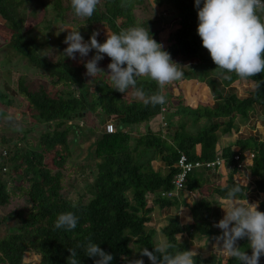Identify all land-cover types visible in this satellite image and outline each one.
Wrapping results in <instances>:
<instances>
[{
	"label": "trees",
	"instance_id": "obj_1",
	"mask_svg": "<svg viewBox=\"0 0 264 264\" xmlns=\"http://www.w3.org/2000/svg\"><path fill=\"white\" fill-rule=\"evenodd\" d=\"M30 1L0 0V33L5 35L15 57L26 59L36 76L51 79L48 87L35 86L26 82L25 75L18 79L17 92L12 90L10 81L0 90V103L14 104L23 117H31L40 130L45 128L33 145L28 137L35 128L19 130L14 118L6 113L0 117L1 123H18L16 128L9 126L10 131L23 132V138L18 140L11 132L0 135V227L10 222L16 225L0 236V264H23L26 254L39 255V264H67L68 249L77 250L80 264H95L98 258L85 256L83 247H77L85 245L89 237L113 256L112 264H128L133 259L151 264L139 251L144 248L153 251L157 244L156 229L147 226L153 222L152 213L156 206L159 210L179 208L186 202L184 191L178 196L162 195L174 187L173 181L179 172L176 165L182 153L192 161L202 162L215 161L221 155L234 173L248 158L244 153L251 151L254 154L249 168L252 183L244 178L237 180L231 174L225 186L214 184L204 189L215 179L206 167L194 169L188 175L186 188L198 190L200 196L191 205L184 203L190 207L194 223L181 224L171 218L160 230L175 245L169 250L172 253L191 250L195 238L215 237L222 232L212 226L219 222L218 211L228 188L240 184L239 200L253 191L264 193V142L248 136L220 146L223 136L238 130V117L242 122H249L256 115V107H264V84L256 90V81H264V72L241 79L234 72L216 68L197 34L195 0H155L160 5L173 7L177 13L178 20L165 38L162 33L167 28L163 16L156 12L150 0H99L90 18L75 15L71 0H51L48 6L51 16L60 18L61 28L79 30L85 40L98 26L109 33L134 26L148 27L153 39L170 53L174 62L183 67L184 61H191V68L203 70L205 82L216 86L215 102H199L196 107L184 105L183 96H174L167 85L160 89L148 77L138 78L137 87H143L147 95L159 92L166 96V103L153 107L130 101L126 94H134L135 89L129 87L125 93L114 89L107 75V65L111 62L107 55L102 64L98 63L105 73H98L92 80L84 74V64H77L62 54V58L53 61L49 50H44L48 41L39 44L30 25L31 18L28 20V16L36 14L27 7ZM261 16L264 19V14ZM182 69L187 77L181 80L194 78ZM237 81L252 85L247 96L241 97L236 91L224 93ZM73 85H77L78 94ZM162 107L168 109L165 113L167 136L160 126ZM92 114L95 118L90 120ZM222 118L228 121H220ZM109 121L116 124L115 133L106 131ZM86 141L89 143L84 146ZM196 145L201 146L200 155L193 152ZM73 154L78 158L84 155L85 163L79 169L86 174L79 179L75 177L79 170L77 164L68 162ZM239 154L240 160H236ZM153 159L160 161L165 171L156 170ZM79 182L83 183L84 192L74 201L71 194ZM9 185L22 194L16 204ZM12 205L15 207L11 210ZM261 205L264 212V202ZM69 211L79 217L77 227L71 231L55 228L58 215ZM185 233L187 237L179 241L176 235ZM242 240L238 241L239 247L251 255L250 242ZM195 259L196 264H240L234 258L218 254L207 258L197 254ZM26 264L34 262L26 261ZM259 264H264V256L260 257Z\"/></svg>",
	"mask_w": 264,
	"mask_h": 264
},
{
	"label": "clouds",
	"instance_id": "obj_2",
	"mask_svg": "<svg viewBox=\"0 0 264 264\" xmlns=\"http://www.w3.org/2000/svg\"><path fill=\"white\" fill-rule=\"evenodd\" d=\"M98 4L99 0H71L74 13L79 17L90 18ZM200 5L201 0H195L199 21L197 34L216 68L228 73L234 72L241 79H248L264 72V19L261 16L264 14V0H203V6ZM99 34V31H94L86 42L79 30H71L64 40L68 45L64 49V54L76 59L77 53L80 57H87L89 52L95 49V55L84 64L87 76L94 77L98 73H105L98 67V63L107 55L111 58L107 65L109 70L107 75L110 76L116 91L125 93L132 87L135 89L134 95L145 105L151 104L155 107L165 104L166 96L159 92L147 95L143 87H137V80L140 77H148L163 89L166 85L183 78L184 73L181 70L183 67L174 62L170 53L163 50V46L153 39L148 27L134 26L119 33L107 32V38L103 43L97 40ZM261 84H264V81H256V90L260 89ZM249 153L252 152L247 151L244 154ZM247 157L244 161L246 167L233 173L237 180L246 179L242 172L247 176L250 174L247 168H250L253 158ZM224 164L225 159L222 165ZM246 180L252 183L251 175ZM173 190L174 187L171 191ZM168 192H163L162 195ZM184 192L186 199L193 194V191L187 188ZM241 192L239 183L228 188L224 198L226 207H222L225 215L213 225L222 230L221 235L213 238L215 240L213 248L227 257L238 260L240 264H259L260 257L264 256V212L258 210V202L250 204L246 199L240 202L238 194ZM183 214L182 208L176 215ZM190 220L191 217H185L186 222ZM78 221L79 217L71 211L61 213L55 221V228L71 231L77 227ZM176 236L181 239L180 234ZM244 238L250 241L248 247L252 250L251 255L238 245V241ZM77 247H83L85 256L98 258L95 259V264H112L113 256L106 253L99 244L92 242L90 237L85 245ZM174 247L167 237L162 236L153 247V251L144 248L139 254L141 257L147 256L151 264H196V251L170 252L169 250ZM68 251L70 256L67 264H80L77 250ZM128 264H144V261L133 259L129 260Z\"/></svg>",
	"mask_w": 264,
	"mask_h": 264
},
{
	"label": "rangeland",
	"instance_id": "obj_3",
	"mask_svg": "<svg viewBox=\"0 0 264 264\" xmlns=\"http://www.w3.org/2000/svg\"><path fill=\"white\" fill-rule=\"evenodd\" d=\"M37 1L39 2V4L37 3ZM30 2H31V4L29 3L27 7L29 8V10H31V9L35 10L36 14H34V15L31 14L30 15L31 17L28 16V20H30V18H31L30 25L33 26V31L38 36L37 41L39 42V44H41L45 41H48L49 44L45 45L44 50H49L48 53H49L50 59H52L53 61H56L57 59L62 58L61 54L65 55L64 49L68 46L64 43L65 35L67 34V32H70L71 30L74 31V29L72 27H66V29L63 27L61 28L62 25H61L60 18L55 17V15L51 16L52 10L48 6V4L51 3V0H31ZM25 6H26V4H25ZM0 21H1V19H0ZM0 25H2V24L0 23ZM49 26H50V28H49ZM63 29H65V30L62 31ZM96 31H99V33H100L99 36H97L98 42L103 43L107 38L106 33L108 31L103 30L102 28H100V26H98L96 28ZM166 31H167V29H166ZM166 36H167L166 32L162 33L163 38H165ZM85 41L86 42L89 41V38L88 39L86 38ZM13 51L14 50L9 46L5 35L0 33V90L4 89V87L8 84V81H10L12 90H15V92H17L19 89L18 88L19 87L18 86V79L20 77L21 78L25 77V75L27 76V80L25 79L27 83H29V84L33 83L35 86H37L38 84H44L46 87H48V84L50 83L51 79L50 78L44 79V78H42V76L41 77L36 76V74L33 72V69L30 67L27 60L26 59L20 60L18 58V56L15 57L16 55H14L15 53ZM95 52H96V50L93 49L91 52H89L87 57H80V55L77 53L76 59H71V58L70 59L73 62L82 65V64H85L87 62V60L91 59L95 55ZM66 58H67V56H66ZM101 62H102V60L99 61V63H101ZM190 64H192V62L187 60V61H184L182 63V66L184 67L185 70H188L189 76H192L194 78L185 79V80L180 79L178 81L171 83L170 85H167L170 87V90L173 91L174 96L177 94H194L197 87L202 86L201 83L205 82L206 77H205V75H203L204 71L200 70V69L199 70L198 69L193 70L191 68L193 66H191ZM187 68H189V69H187ZM84 74L86 75V69L84 70ZM183 77H187V73H184ZM92 78L93 77L87 76V79H89V80H92ZM201 81H203V82H201ZM60 87H62V86L60 85ZM51 88H52V86H51ZM72 88L74 89L75 93L78 94L77 85H73ZM184 91H186V93H184ZM197 93H198L197 98L193 99L194 101H192L191 103H188L189 105L195 104V106H196L197 102H195V100H197L198 98L204 99L206 96L204 89H201V91H198ZM17 98H19V97H17ZM175 100L176 99H174V101ZM5 101H6V99H5ZM178 102L179 101L177 100L176 103H178ZM12 105L14 106L13 107L14 111L12 109ZM25 106H26V104H25ZM15 109H16V107L14 104L6 106L5 104L0 103V117L2 116L3 113H6L8 115L12 112V114H10V116L12 118H14L19 123V125H18L19 127H18L16 125L18 123L15 121H13L14 122L13 125L11 123L4 124V123L0 122V135L3 136L5 133L11 132L10 135L12 137H14L16 140H18V139L23 138V132L18 133V132H15L13 129H12V131H10L8 129L9 126H12L14 128L18 127L19 130H23V131H25V129L35 128L34 130L31 131V133H29L28 138L32 142L33 145L36 144L38 139H39V134L41 132L44 133L45 128L40 130V127L36 126V124H34L35 122L31 117H28V116L23 117L22 112H19L18 109L17 110H15ZM167 110L162 111V113L160 114V117H159L160 126L162 128V133L165 136L168 135V131L165 128L166 124L164 123L165 122L164 119L166 118L165 113ZM94 118H95V116L92 114L90 120L94 119ZM237 119H239V117ZM176 120H177V118L174 117L173 121H176ZM220 121H223V122L226 121L227 122L228 118H225V119L222 118V119H220ZM237 122L239 123L238 129L243 130L244 129V123H241L242 122L241 120L237 121ZM155 126L157 127V125H155ZM261 132H264V131L262 130ZM261 135L262 134L260 133V136ZM223 137L224 138L226 137L225 139L228 142H230V141L234 142V140H236L235 133H233L232 135L227 134ZM88 143H89V141H86L84 146L88 145ZM83 156L84 155L79 156V158L81 159L80 160L76 154H73V156L68 159V162L73 163V164H77L76 168L79 169L81 164L85 163L83 160ZM152 164L153 165L155 164L154 159H153ZM68 171L71 172V168H68ZM77 171H78V174L75 175L76 178H78V177L81 178L83 175L86 174L85 171L80 172V169ZM9 190H10V194L12 196V200L15 204L17 201H21L22 194L15 192L16 190H15V187L13 185H9ZM83 192H84L83 183L79 182L77 185L76 191L71 194V197L73 198L74 201H77L79 195ZM11 207H12L11 208V210H12L15 207V205H12ZM171 210H173V208ZM152 216H153V222H151L150 224H147V226H148V228L156 229L157 234L155 236V241H156V243H158L160 238L162 236H164L160 232L161 228H163L165 225H167L169 219H171V218H173V219L178 218L179 219L181 215H176V213L173 211L167 212L166 214H162V212H160L159 208L156 206V209L152 213ZM180 220H181V218H180ZM15 227H16V225H12L11 222L9 224H4L3 226L0 227V236H2L3 234H6L8 232V228H11V230H13L12 228H15ZM212 227L214 230L219 229V228L214 227V226H212ZM185 237H187V236L184 234V235H181V239H179V237H177V238L179 241H182ZM212 238H213V236H211V235L210 236H202L201 238H195L194 243L191 246V250L196 251L197 254L198 255L200 254V256L203 258H207V257L211 256L212 254L222 255L221 253L214 250V248H213L214 243H212ZM244 240L249 241L247 238H244L242 241L244 242ZM26 261H33L34 264H39L40 263V256L36 255V254H26L25 259L23 261V264H26Z\"/></svg>",
	"mask_w": 264,
	"mask_h": 264
},
{
	"label": "crops",
	"instance_id": "obj_4",
	"mask_svg": "<svg viewBox=\"0 0 264 264\" xmlns=\"http://www.w3.org/2000/svg\"><path fill=\"white\" fill-rule=\"evenodd\" d=\"M150 1H151L152 6H153L154 0H150ZM153 8L156 10V12L159 15L163 16V22H164V26L167 28L166 33H167V36H168L169 30L172 28V26H174V24L178 20L176 11L173 9V7H171L169 5H160L156 1H155V7H153ZM102 62H103V60H102ZM102 62H101V64H102ZM105 77L108 78L107 76H105ZM109 80H111V79H109ZM201 85L202 86L197 87L196 91L198 92V91H201V89H204L205 93H206V96H205L204 99H199L198 98L197 100H195V102H197V105H198L199 102H205V101H211V103L213 104L215 102V100L217 99V96H216L217 94H214L216 86L214 87V85H212L208 81L204 82V83H201ZM251 87H252V85L249 84V83H246L244 81H237V82L233 83L231 86L227 87L226 90H224L225 91L224 93L229 94L230 92L236 91L239 94V96L245 97V96L248 95L247 93L251 90ZM186 91H184V93H186ZM196 91H195L194 94H177L175 96H178V95L179 96H183V99L180 98V100L182 99V100L186 101L184 103V105L196 107L195 104L194 105L193 104H191V105L188 104V103H191L192 101H194L193 99L197 98V94L198 93ZM126 95H127V98L130 101L139 102V103L144 104V102L142 100H140L138 97H136L134 94H126ZM237 121H240V120L237 119ZM241 123H244V129H243L244 131L243 130H239V129L237 131H235V130L233 131V133H235L236 140L238 138H244V137H248V136H255L260 141L264 142V132H261L262 130L264 131V107L257 106L256 107V115H254L253 118L251 120H249V122H241ZM260 133L262 134L261 136H260ZM225 138L224 137L222 138L220 146H226L227 144L233 143V141L232 142L231 141L228 142ZM236 140H234V142ZM235 150H238V148H235ZM193 152L195 154H197V155H200L201 146L200 145H196L193 148ZM153 167L156 170L162 169L163 171H165V166L162 163H160V161H158V160H155V164L153 165ZM209 170H210L209 171L210 174L212 175V177H214L215 180L212 181L211 184L205 185L204 189L207 188V186H214V184L215 185L222 184L223 186H225L227 184L228 179L231 177V174H233V172L230 169V167H228L226 164L222 165L218 169H213V170L209 169ZM247 170H249V167L247 168ZM244 173L242 172V176L246 177V179H247L250 176V174H249V176H247V174L246 173L244 174ZM199 196H200V192L198 190H196L195 192L193 191V194L190 197H187V199H186L187 204L191 205L193 203V200H194V202L196 200H198L197 198ZM245 199L250 204L258 202V204H259L258 210L261 211V207H262L261 203L264 202V193H259L257 191H253ZM239 201L243 202L244 199L239 200ZM186 202H184V203H186ZM184 203L179 208H177V206H176V207H170V208L162 209V210H159V211L162 212V214H166L167 212H172V211L175 212L176 214H178L180 212V210L183 208L184 209V214L180 216L181 220H180V218L179 219L177 218V219L180 221L181 224H192V223H194V220H193V217H192V214H191V209H190V207L187 204H184ZM222 207H226L225 200H223L221 202V207H220V210L218 211L219 220H221L223 218V216L225 215V212L222 209ZM172 208H173V210H171ZM263 211H264V208H263ZM185 217H191V220L186 222L185 221ZM221 234H222V232H220L219 235H221ZM185 235H186V233H185ZM211 236H213V238H214V235H211ZM213 238H212V243H215V240ZM221 256L224 257V258H227V256H224L223 254Z\"/></svg>",
	"mask_w": 264,
	"mask_h": 264
},
{
	"label": "built area",
	"instance_id": "obj_5",
	"mask_svg": "<svg viewBox=\"0 0 264 264\" xmlns=\"http://www.w3.org/2000/svg\"><path fill=\"white\" fill-rule=\"evenodd\" d=\"M201 3H203V0H201ZM13 109V107H12ZM166 107H162V111H165ZM14 111V109H13ZM12 114V112L10 113ZM164 123L166 124L167 127V121L164 119ZM165 127V128H166ZM106 131L108 133H115L116 132V124L113 121H109L106 125ZM249 159L254 157V154L249 153ZM240 154L235 156L236 160H240ZM224 162V159L222 158L221 155H219L215 161L212 162H202V161H192L190 158L182 153L178 162H177V167L179 169V172L176 174L173 184H174V190L170 191L168 193H164V196H176L180 191L186 190V181L188 178V175L196 168H201L206 167L208 169H217L219 168ZM246 167V163L242 162L238 165V170H242ZM191 193V192H190Z\"/></svg>",
	"mask_w": 264,
	"mask_h": 264
}]
</instances>
